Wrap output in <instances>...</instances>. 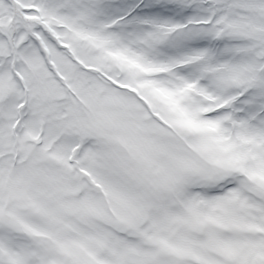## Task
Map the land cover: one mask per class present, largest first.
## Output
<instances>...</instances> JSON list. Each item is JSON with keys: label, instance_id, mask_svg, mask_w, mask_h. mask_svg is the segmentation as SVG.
<instances>
[{"label": "snow or ice", "instance_id": "6c2138e0", "mask_svg": "<svg viewBox=\"0 0 264 264\" xmlns=\"http://www.w3.org/2000/svg\"><path fill=\"white\" fill-rule=\"evenodd\" d=\"M0 264H264V0H0Z\"/></svg>", "mask_w": 264, "mask_h": 264}]
</instances>
